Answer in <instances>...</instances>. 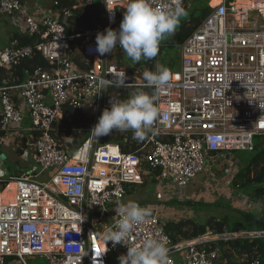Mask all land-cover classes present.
Returning <instances> with one entry per match:
<instances>
[{
	"label": "built area",
	"instance_id": "2783aa9c",
	"mask_svg": "<svg viewBox=\"0 0 264 264\" xmlns=\"http://www.w3.org/2000/svg\"><path fill=\"white\" fill-rule=\"evenodd\" d=\"M102 2L99 11L93 9L97 29L77 34L87 36L82 51L93 60L82 69L72 59L75 36L68 34L63 20L71 14L68 8L55 15L39 6L30 14L23 0H0V13L25 26L34 40L23 46L12 40L0 49V68L11 69L36 52L49 61V67H38L21 83L0 85V146L25 121L14 98L17 92L29 112V144L39 174L50 177L26 173L0 180V264H28L27 257L36 256L46 257L49 264H111L114 254L127 252L126 245L113 247L103 239L120 216L110 214L111 221L99 230L93 223L117 208L131 185L145 184L152 174L169 180L172 195L181 196L216 157L223 155L232 164L234 151H254L256 137H264V0H209V14L181 45L180 68L169 69L172 79L159 95L156 134L137 140L132 130L120 132L134 150L101 143L104 136L96 138L91 129L110 107L111 95L127 99L136 89L153 91L142 87L143 76L93 51L97 32L119 25V8L128 0ZM154 2L159 6L167 0ZM107 7L114 14L111 20ZM120 71L126 72L128 87L108 86L112 73ZM65 106L91 118L87 137L73 151L56 132ZM156 197L163 200L166 194ZM155 211L133 229L128 243L164 238L169 264H216L218 254L207 249L209 243L264 239V229L208 228L194 239L174 243ZM94 212L100 216L93 217Z\"/></svg>",
	"mask_w": 264,
	"mask_h": 264
},
{
	"label": "clouds",
	"instance_id": "9594fccd",
	"mask_svg": "<svg viewBox=\"0 0 264 264\" xmlns=\"http://www.w3.org/2000/svg\"><path fill=\"white\" fill-rule=\"evenodd\" d=\"M108 10L111 20L114 14L112 9ZM186 16L183 0H167L159 6L154 0H128L119 28L108 27L102 32L98 31L93 51L103 57L120 47L134 63L142 58L153 59L158 54L161 42L175 33L181 19ZM112 77L106 82L108 86L120 89L128 87L125 71L114 72ZM143 79L145 83L142 87L153 89L152 93L137 91L127 99L111 95L110 107L102 111L91 129L96 138L109 136L114 131L128 130L133 131L137 140H144L150 133L156 134L154 125L160 115L159 95L170 85L172 75L167 67L157 65L155 71L143 72ZM115 211L120 219L115 227L106 229L103 239L106 245L111 241L113 247L118 244L127 246L126 254L119 257V264H169L170 248L162 237L146 238L142 243L129 246L133 229L151 217L153 210L150 207L130 200L121 202Z\"/></svg>",
	"mask_w": 264,
	"mask_h": 264
},
{
	"label": "trees",
	"instance_id": "16d2710c",
	"mask_svg": "<svg viewBox=\"0 0 264 264\" xmlns=\"http://www.w3.org/2000/svg\"><path fill=\"white\" fill-rule=\"evenodd\" d=\"M57 1L58 3L55 5V8L60 10L68 8L71 13L65 16L64 24L68 34L75 36L72 42V59L80 68H89L93 64V60L88 58L82 51V44L87 36L79 37L77 34L84 33L87 30L95 31L97 29V21L95 20L97 11L93 10L92 6H87L85 4L78 5V0ZM83 1L86 3L88 0ZM125 8L126 7L119 8L120 20L123 19V11ZM205 10L207 9L204 8L199 12H192L187 19H182L175 33L167 37L165 42L166 45L174 46L178 50L201 23V15ZM12 40L17 42V46L28 45L34 42L28 34L19 32V30L14 33L11 38V41ZM160 49L162 50V48ZM144 63L147 64V71H155L156 57L144 60L140 65ZM38 67H49V61L40 52H36L34 56L30 58L23 59L18 65L11 69L0 68V85L21 83ZM128 71L131 74L134 68H129ZM137 91L143 90H134V92ZM129 95L130 93H127V96ZM63 115L67 117L65 122L59 120L56 126L59 123L62 126H66L76 138L82 139L86 136V129L91 124V118L89 116L83 111L74 109L70 106H65L63 108ZM261 138L262 140L256 143L252 157L246 165L239 168L240 164H237L233 160L230 167L235 173L232 183L237 188H244L254 183L262 184L257 185V187L253 189L255 198L259 200L264 198V137ZM83 141L84 139L82 142ZM108 142L119 143L123 150L126 151L135 149L133 142H126L124 140V135H112L101 139V143ZM81 143L79 141V144ZM150 176H152V174H150ZM130 192L131 188H129L128 194ZM207 227L214 230V232H222L225 228L230 231L264 229V213L244 212L242 220H236L232 223L216 217L209 218L205 223H198L192 217H185L177 220L171 219L165 222L166 231L174 243L185 239H194L206 232ZM207 249L217 251L218 256L215 260L216 264H264V239H235L212 242L207 245Z\"/></svg>",
	"mask_w": 264,
	"mask_h": 264
},
{
	"label": "rangeland",
	"instance_id": "374dc122",
	"mask_svg": "<svg viewBox=\"0 0 264 264\" xmlns=\"http://www.w3.org/2000/svg\"><path fill=\"white\" fill-rule=\"evenodd\" d=\"M24 1L27 5L28 12L30 14H34L37 7H46L52 0ZM80 2H82V0H80ZM208 2L209 0H185L183 7L187 11V16L182 19H187L192 12H199L204 8L207 9ZM118 27L119 26L115 29H118ZM15 30L16 28L12 23V18L0 13V47L5 48L8 46L7 44L10 35L13 34ZM166 39L160 44L159 51L156 56L155 66L157 67V65H163L167 68L178 70L179 62L181 61L180 48L177 50L174 46H167L165 43ZM160 48H162V50ZM124 54L125 52L123 49L117 47L113 50L112 54H109L110 60L126 69H129L133 65L137 66L139 62L145 60L142 58L141 61L134 63L126 55L125 63ZM145 65L146 68L140 66L137 67L136 71L138 75L143 76L142 71H144V69L147 71V64L145 63ZM112 135L119 136L121 133L119 131H114L109 136ZM85 137H87V134ZM82 140L83 139L80 140V143ZM261 140L262 138L260 136L256 137L255 143H259ZM0 149H2V146ZM3 150H5L9 156V159L6 160V164L10 174L7 177L13 178L14 176L22 175L20 173H31L33 176H37L44 180L50 179L48 175L39 174L41 167L35 160L32 159L31 148L29 149L28 154L23 157H19L15 152L13 154L9 147ZM70 150L73 151L74 149L70 148ZM252 154L253 151H234L231 154V158L237 164H240L239 168H241L243 165L247 164L249 159L252 157ZM230 167L231 163L223 157V155H219L214 161H212V165L207 167L203 173H200L193 179L192 183L187 186L181 196L175 194L172 195L174 188H172L171 184H169V180L160 181L156 180L152 176H148L145 179V184H134L130 186L131 192L126 196L123 202L131 200L138 202L139 204H149L162 207L163 212L159 215L160 217L162 215L164 220H168L174 215L181 218L192 217L198 223H205L211 217L227 220L229 223L236 220H242L244 212H254V207H257L260 203V201L255 198L253 189H255L257 185L262 184L254 183L244 188H237L232 182H229L231 178L233 180L235 174ZM158 192L165 193V199H157L156 195ZM244 199L250 201V209L246 208V204L243 202ZM115 209L116 207L113 206L111 210H109V213H113ZM99 215L100 212L92 213L93 217ZM107 220L108 219L105 218L101 224L99 222H95L93 223V226L99 230L104 223H107ZM121 255H123L121 252L114 254L112 256L111 264H119V257ZM26 260L28 264H49L46 257H27ZM16 264L22 263L16 262Z\"/></svg>",
	"mask_w": 264,
	"mask_h": 264
},
{
	"label": "crops",
	"instance_id": "0c3cea01",
	"mask_svg": "<svg viewBox=\"0 0 264 264\" xmlns=\"http://www.w3.org/2000/svg\"><path fill=\"white\" fill-rule=\"evenodd\" d=\"M24 1V0H23ZM79 2H78V5H83V4H85V5H87V6H92L93 7V9H96L97 11H99V9L103 6V2H102V0H88L86 3H84V1L82 0V2H80V0H78ZM25 2V1H24ZM55 2H56V0H52V1H50V3L46 6V7H42V11H45V12H47V11H52L55 15H58V14H60V9H57V8H55ZM96 7V8H95ZM120 22H121V20H120ZM12 23L14 24V26H15V28H16V30L13 32V34H11L10 35V38H9V41H8V44L11 42V38H12V36L14 35V33L17 31V30H19V32H22V33H24V34H27V31H26V29H25V26H23V25H21V24H18V23H16V22H14V21H12ZM119 25H120V23H119ZM118 25V26H119ZM115 28H117V26H115L113 29H115ZM119 28V27H118ZM7 44V45H8ZM7 45H5V46H7ZM181 48V47H180ZM0 49H2V47H0ZM107 56H108V59L110 60V55L109 54H106ZM124 57H125V63H126V53L124 54ZM111 61V60H110ZM144 62V60L143 61H141V62H139L138 64H137V66H135V65H133L132 67H130V68H134V73L132 72L131 74H135V75H138V73H137V67L138 66H140V67H145L146 68V65H145V63L144 64H141L140 65V63H143ZM180 66H181V61L179 62V68H180ZM178 68V69H179ZM168 69H170V68H168ZM128 70V69H127ZM156 70V69H155ZM136 71V72H135ZM146 70L144 69V71H142V74H143V72H145ZM138 76H140V75H138ZM116 92V91H115ZM125 95L127 96V93H125ZM14 98H15V100L17 101V103H18V105L20 106V108L23 110V112H24V115H25V121H24V123L22 124V126L20 127V128H18L16 131L17 132H13V133H10L8 136H6V138H5V142H4V144L3 145H1L2 146V149H0V154H2V153H4V154H6V160L7 159H9L8 157V154H7V152L5 151V150H3V149H7L8 147L11 149V152L14 154V152L15 153H17L18 154V156L19 157H23V156H26L27 154H28V151H29V149L31 148V151H32V154H31V157H32V159L34 160V158H33V149H32V147H31V145L29 144L30 143V132H29V128H30V121H29V112H28V110H27V108H26V106H25V103H24V101L21 99V97H19V95H17V92H14ZM0 112H1V105H0ZM87 116H89L90 117V115H89V113L88 112H84ZM67 117L65 116V115H63L59 120H62L63 122H65V119H66ZM56 132H57V134L63 139V140H65V142L68 144V145H70L72 148L74 147V146H77L78 144H79V141L81 140V139H79V138H76V136H74L73 135V133L71 134V132L69 131V128H67L66 126H62V125H60V123L59 124H57V126H56ZM85 138V136L82 138V139H84ZM25 139H26V142H25ZM21 142V144H20V142ZM19 142V143H18ZM20 174H23V173H20ZM43 175H48V173L47 172H45ZM153 177V176H152ZM154 178V177H153ZM229 182H232V178L229 180ZM257 200H259V199H257ZM260 201V203L258 204V206L257 207H254V212L255 213H257V214H260V213H264V198H262V199H260L259 200ZM243 202L246 204V208L247 209H250V207H251V203H250V201L249 200H247V199H244L243 200ZM151 207H152V210H156L155 212H157V214L159 215L161 212H163V208L162 207H159V206H155V205H150ZM113 207V206H112ZM111 207V208H112ZM111 208H110V210H111ZM245 208V209H246ZM161 210V211H160ZM115 212V211H114ZM113 212V213H114ZM112 212H110L108 215H106V216H104L103 217V219L102 220H100L101 222L102 221H104L105 220V218L106 219H108L107 220V223H104V225H102L103 227L106 225V224H108L110 221H111V215L110 214H113ZM100 216V215H99ZM99 216H95V217H99ZM160 216V215H159ZM160 218H162V215H161V217ZM171 218L173 219V220H177V218H181V217H176V215H174V216H172V217H170V219H168V220H171ZM162 220H164L163 218H162ZM165 222L167 221V220H164ZM101 224V223H100ZM102 227V228H103ZM101 228V227H100ZM99 228V229H100ZM209 227H207V229H208Z\"/></svg>",
	"mask_w": 264,
	"mask_h": 264
},
{
	"label": "water",
	"instance_id": "95a60500",
	"mask_svg": "<svg viewBox=\"0 0 264 264\" xmlns=\"http://www.w3.org/2000/svg\"><path fill=\"white\" fill-rule=\"evenodd\" d=\"M210 10H205L202 15H201V20H204L206 18V16L209 14ZM65 20V19H63ZM10 171L7 168V164H6V154L2 153L0 154V180L1 179H6L9 178L7 176H9Z\"/></svg>",
	"mask_w": 264,
	"mask_h": 264
},
{
	"label": "bare ground",
	"instance_id": "6f19581e",
	"mask_svg": "<svg viewBox=\"0 0 264 264\" xmlns=\"http://www.w3.org/2000/svg\"><path fill=\"white\" fill-rule=\"evenodd\" d=\"M1 147V146H0Z\"/></svg>",
	"mask_w": 264,
	"mask_h": 264
}]
</instances>
